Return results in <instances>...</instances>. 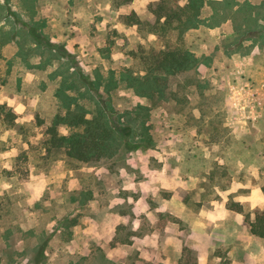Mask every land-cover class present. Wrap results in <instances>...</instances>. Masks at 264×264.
I'll return each instance as SVG.
<instances>
[{
    "label": "rangeland",
    "instance_id": "obj_1",
    "mask_svg": "<svg viewBox=\"0 0 264 264\" xmlns=\"http://www.w3.org/2000/svg\"><path fill=\"white\" fill-rule=\"evenodd\" d=\"M149 3L0 0V104L23 125L0 119V264H32L40 244L38 264H189L182 248L202 205L241 196L247 224L264 207V0H205L182 34L199 64L169 76L156 104L123 75L144 73L142 56L177 40L152 33ZM132 12L141 24L126 22ZM68 103L88 117L103 107L114 124L144 104L154 144L91 162L48 153L47 126ZM130 232L133 244L117 243ZM214 254L230 264L224 245Z\"/></svg>",
    "mask_w": 264,
    "mask_h": 264
},
{
    "label": "trees",
    "instance_id": "obj_2",
    "mask_svg": "<svg viewBox=\"0 0 264 264\" xmlns=\"http://www.w3.org/2000/svg\"><path fill=\"white\" fill-rule=\"evenodd\" d=\"M204 2L205 0H153L149 4V10L154 16L149 28L152 33L165 36L168 32L175 30L178 35L175 42L166 43L163 48L153 49L142 56L146 66L144 73L134 75L127 70L123 74L127 85L137 95L156 104L166 97L169 76L198 66L199 58L186 46L182 34L198 26ZM125 19L129 24L142 23L135 12L125 15ZM263 33L264 27L261 34L264 35ZM252 37H258V35L255 34ZM70 105L71 103L66 104L64 114L57 113L47 126L44 144L48 153L61 150L69 159L91 162L113 159L121 150L128 151L138 146L151 147L154 144L152 135L148 132V126L144 120H138L139 113L147 109L144 104L138 103L132 111L125 114V121L119 120V124L111 121L103 107L97 108L96 112L88 117V111L81 104L76 103L73 108ZM16 118V114L10 108L0 104V119L6 123L7 127L22 129L23 125L17 124ZM63 124L70 128L69 133L60 131V126ZM137 125H139V132L136 130ZM227 208L244 212L243 205L237 201L227 203ZM246 219L249 232L264 237V207L256 208L251 220L246 213ZM73 223H76V220ZM129 234L134 235L135 232ZM120 241L131 242L128 237ZM43 246L40 244L37 247V253L31 260L32 264H38L39 257L43 253ZM183 253H187L188 256L186 263L200 264L195 249L185 245L182 248Z\"/></svg>",
    "mask_w": 264,
    "mask_h": 264
},
{
    "label": "crops",
    "instance_id": "obj_3",
    "mask_svg": "<svg viewBox=\"0 0 264 264\" xmlns=\"http://www.w3.org/2000/svg\"><path fill=\"white\" fill-rule=\"evenodd\" d=\"M253 54L255 55V52ZM235 199L241 204L244 202L241 196ZM191 227L194 235L187 239L186 245L196 250L200 264L221 263L220 258L214 254L215 248L220 245L226 247V261L228 260L230 264H264V237L249 232V225L245 222L242 212L202 205L198 211L191 214ZM128 238L131 240L130 243L122 242L120 239H117V243L133 244L134 235H129ZM129 259L130 256L124 260L111 258V261L126 264L131 262ZM173 261L175 259L168 256L165 263L170 264ZM132 263L134 264V260Z\"/></svg>",
    "mask_w": 264,
    "mask_h": 264
},
{
    "label": "built area",
    "instance_id": "obj_4",
    "mask_svg": "<svg viewBox=\"0 0 264 264\" xmlns=\"http://www.w3.org/2000/svg\"><path fill=\"white\" fill-rule=\"evenodd\" d=\"M240 90H242L243 94L251 95L252 96V102L253 106H258L262 103V98L259 95H256V93L259 91L258 87H254L253 84L245 83L240 85ZM239 92L235 95L236 99L238 98ZM253 115V114H252ZM259 114H256L258 116ZM254 116V115H253Z\"/></svg>",
    "mask_w": 264,
    "mask_h": 264
}]
</instances>
